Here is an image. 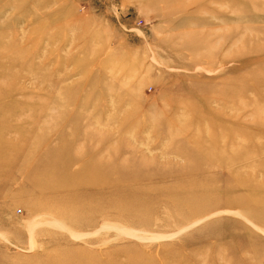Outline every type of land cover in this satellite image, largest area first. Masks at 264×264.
<instances>
[{
    "label": "rangeland",
    "instance_id": "obj_1",
    "mask_svg": "<svg viewBox=\"0 0 264 264\" xmlns=\"http://www.w3.org/2000/svg\"><path fill=\"white\" fill-rule=\"evenodd\" d=\"M0 264H264V0H0Z\"/></svg>",
    "mask_w": 264,
    "mask_h": 264
}]
</instances>
